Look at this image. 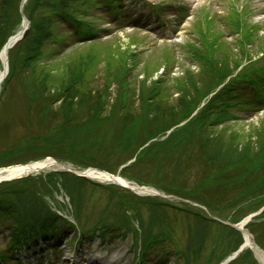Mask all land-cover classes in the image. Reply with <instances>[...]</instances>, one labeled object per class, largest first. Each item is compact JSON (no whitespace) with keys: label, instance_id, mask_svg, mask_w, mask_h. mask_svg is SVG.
<instances>
[{"label":"rangeland","instance_id":"rangeland-1","mask_svg":"<svg viewBox=\"0 0 264 264\" xmlns=\"http://www.w3.org/2000/svg\"><path fill=\"white\" fill-rule=\"evenodd\" d=\"M40 1L44 7L35 5L31 12L35 25L34 29L43 27V32L34 30L30 37L34 39V42L29 44L27 50L23 49L25 44L20 46L24 62L21 63L19 69V79H29L32 85L23 84L21 87L18 82L14 83L12 87L6 90L5 104L0 110L1 122H8V133L11 138L12 136H21V133L24 134L31 124H43L41 117L44 116V112L40 114L39 104L29 114L31 119L29 123H26L27 108L24 109L23 107L26 105L27 97L22 90L28 91L36 83L37 92L35 96L44 93L51 99L56 98L60 94L58 90L56 91L58 88L55 86L62 80L66 82L71 79L70 61L79 53L92 57L87 60L92 65L90 76L92 85L87 88L86 84H82L78 89L87 90L89 96L80 98L82 102L80 107L75 105L87 119H95V111L99 106L104 111L101 115L113 109L110 102L118 91L122 90L124 93H128L129 90H132L134 92L121 100V105L125 104V110L130 112L126 129L122 128L125 121L117 113H113L111 115L112 121L103 126L106 127L108 140L112 142L120 140L133 142V139L141 134L153 136L154 134L150 131L155 126L150 123V120H147L155 117L164 118L166 115L173 116L172 127L174 132L183 133L187 124L186 121L192 116L193 109L202 103L205 104L204 108L199 115L195 116L200 120L206 119L207 114L212 112L211 109L221 101V96L215 95L208 101L205 95L207 92L205 85L197 84L196 81L200 82L203 79L200 74L203 72L200 71L203 65L201 62H209L215 68L214 71L204 70L206 75L217 72L226 78L231 75V77L237 78L235 79L236 83L243 88L250 84V78L257 76L256 73H259L260 67L264 68V0H123L125 2L123 5L128 14L134 15V19L131 21L125 19L124 22L117 24L112 22V18L108 15L102 16L98 24L108 29L104 32L108 35L89 45H85L87 43L73 44L71 47V41L65 37L68 34L67 28L60 21L56 23L55 14L47 11L52 5L56 6L60 0ZM156 3H161L160 9L163 10H156L155 5H153ZM25 12L28 14L27 10ZM1 14L3 13L0 12V18H2ZM157 20H159L158 23H156ZM0 23L2 24L1 20ZM5 23L3 30L6 33L10 28H6ZM251 24L256 25L252 31L249 29ZM162 27L164 28L162 29ZM6 35H2V39ZM37 40L39 41L38 45ZM218 46H223L225 52L217 51ZM260 52L262 55L256 62L252 60L249 63L245 59V57L250 58ZM236 63L239 65H235ZM246 71L249 72L246 73ZM44 72L49 73V79L41 84ZM140 83L141 85L144 84L142 86V90L146 91L144 96L149 95L151 85H155L154 87L159 85L157 94H162L163 106L159 105L160 103L153 96L142 97L138 87ZM243 93L252 95L250 88L243 90ZM78 96L80 97V94ZM149 100H153V102ZM62 101L59 100L55 107L62 104ZM250 102L247 101V109L237 112L239 118H232L230 122L226 120L223 125L217 124L213 129L215 133L224 138L222 141L224 145L228 146L227 148L234 143L245 144L244 141H247L250 136V148H254L256 152L264 149V104L254 108ZM188 105H190L189 111H187ZM65 106L66 104H62L61 108L52 109L49 112L48 117L52 118L54 126H61V123L65 122L61 115L56 116V113L61 114L63 112ZM117 110H121V108ZM45 112L48 113L46 110ZM38 116H40V120H37ZM78 123L80 124L79 127L72 128L75 125L72 124L68 130L52 133V137L54 139L60 138L64 133H68L76 139H87L81 136L90 137L88 134H95V129L99 128L97 124L91 122L84 121L81 124L79 121ZM256 129V133L251 134ZM84 130H87V133H82ZM175 138L179 139L177 134ZM172 139L168 143L172 144ZM0 140H2V136H0ZM59 140H63L62 137ZM165 147L167 148L168 145ZM132 161L133 159H130L124 164H119L112 173L119 175L120 170L126 171V166ZM116 162L117 160L113 158V163ZM157 166L163 168L165 164L160 165L159 162H156L154 167L153 165L147 166L145 176L152 178ZM65 167L69 168L67 165ZM77 167L74 166V168ZM55 168L57 167L50 166L47 169L53 170ZM159 171L155 172L156 177ZM121 175L124 177V174L121 173ZM160 176H162L161 180L165 184L174 181V176L166 171ZM258 181V190L263 195L261 197L260 195L253 196V199L256 198L255 202L259 205L264 203V177ZM137 183L151 187L158 194L135 195L134 192L129 191L138 199L134 197L135 202L129 204L130 207L127 204L123 205L120 217H128L130 220L128 227H121L118 232L112 233L114 235L107 232L109 234L104 236L101 234L102 232H97L91 237H81L79 242L76 239L75 243L72 244H67V240L65 242V233L63 237L60 236L62 239L60 251L55 253V256L58 257L52 264H67L70 259H73L75 264H90L92 260H98L101 264H134L135 262V264H187V261L192 258L177 255L175 252L177 248L185 249L184 251L189 252L191 256L194 255L192 257L203 258L216 251L214 258H218V261L213 262V258L211 264H229L231 259L237 258L239 255L242 256L239 262L243 264H248V258L255 259L249 249H240L243 234L233 227L239 233L238 235H234L233 231L232 233H225V230L222 232L219 224H226L214 219V216L211 215L216 213L227 218V208L222 211L214 209L213 206L205 208L192 201L184 202L180 197L166 193L151 184ZM186 186L189 184L187 183ZM110 190L112 189L110 188ZM46 192L50 197L45 196L43 192L40 193L50 210L60 209V205L63 203H65L63 206L69 209L68 200L63 190V193L58 189L52 194L47 189ZM108 193H110L109 190L104 192L103 189H98L93 196L86 195L83 198L85 202L82 200L81 214L84 213L89 218H94L95 215H99L98 213L106 212L108 216H112V212L109 211L111 204L108 203ZM123 193H121L122 196L130 197ZM157 200L166 201L168 204L193 206L205 212L204 216L213 221H211L212 223L208 222L210 224L207 225L201 220L206 218L199 215L190 214V217L186 218L180 212L175 211L172 206L162 208L160 212L165 213V218L168 219L170 227L174 230L173 232L170 230V239L162 236L160 238L162 243L156 245L158 247L153 246L154 248L150 249L148 254H144L143 263L138 262V256L143 255L140 250L146 247H144L141 235L148 231L161 234L156 229V223L159 219ZM104 202H107L109 206L107 207ZM106 207L107 210L104 212ZM250 208L245 207L243 210L245 212ZM25 213L26 210L21 207L17 215L22 218L21 215L26 216ZM59 215L66 217L62 212H59ZM68 216L69 219L74 220L71 214ZM72 231L68 230V232ZM97 234L100 236H96ZM202 238L203 246L200 250L197 244ZM217 239L220 242L221 250L217 246ZM2 244L3 241L0 237V246ZM226 248L228 251L225 250ZM197 249L200 251V255L197 254ZM164 251H167L166 258L158 261ZM51 255L52 253L49 252L48 258ZM91 255L95 256L91 257ZM31 256L32 253L29 254L28 259L24 258L23 262L29 264L32 260L37 259ZM88 256H90L89 261L86 260ZM44 258H47V255L41 256V260Z\"/></svg>","mask_w":264,"mask_h":264},{"label":"trees","instance_id":"trees-1","mask_svg":"<svg viewBox=\"0 0 264 264\" xmlns=\"http://www.w3.org/2000/svg\"><path fill=\"white\" fill-rule=\"evenodd\" d=\"M1 1L2 0H0V2ZM14 2H16V0H14ZM12 5H14L13 1ZM1 8L4 14H1L2 18H0L2 21V24L0 23V45L3 40L2 35L10 32L19 21L17 9L10 12L12 7L9 8L6 5H1ZM30 9L31 8H27L28 17L31 20L30 28L26 32L25 37L9 51L11 75L10 79L6 81V88L12 87L16 82L21 84V87L23 84L32 85L29 79H19L20 75L18 73L21 63L24 62L21 56L23 52H21L20 46L25 44L23 49L27 50L29 44L34 42V39L30 37L34 30L37 29H34L35 25ZM4 23L6 28H10L6 33L3 30ZM37 30L42 33L43 27ZM38 44L39 41L37 40V45ZM73 62L75 63V61ZM74 63L72 64L71 79L66 82L62 80V82L55 86L58 88L56 91L58 90L60 94L56 98L51 99L50 96L44 93L40 96H35L37 92L35 88L37 86L36 83L33 87L31 86L28 91H25L30 95V98L26 99V101H28L27 106L31 108L39 104L40 114L44 112V116L41 117V120H43L42 125H38L37 123L31 124L30 128L26 130L24 134L21 133V136H12L11 138L8 133V122H1L2 119L0 118V136H2V140H0L2 141L0 143V167L38 160L50 155L59 160H67L80 166H94L113 172L119 164H124V162L135 158L126 166V171L124 169L121 170L124 176L130 177L141 184H151L160 190H164L166 193L174 194L182 199L195 202L205 208L213 206L214 209H219L221 211L227 208V218L220 214H211L218 219H228L231 222H237L244 215L264 205V203L258 205V203L255 202L257 199H253V196L260 195L261 197L263 195V193L258 190V180L264 177V149L256 152L254 148H250V136L247 141H244L245 144L241 145L239 143H234L227 148L228 146L224 145L222 141L224 138L221 137V135L207 128L205 129L204 125H202V120L194 117L186 124L183 133L177 131L175 134L171 135L168 140H156L142 149L140 147L150 138L149 135H137L138 138L136 136L133 142H123L121 140L112 142L108 140L106 127L103 126L108 125V123L112 121L111 115L113 113L119 114L120 111L110 109L106 114L101 115L102 110L99 106L95 111V119H87L86 116L75 107V105L80 107L79 105L82 103L80 98L88 97L89 94L87 90H78L79 85L72 83L73 75H80L79 70L82 68L80 64ZM246 73L248 72L246 71ZM42 76L43 79L41 84L44 81L47 82L49 73L44 72ZM231 86L226 88L225 93L231 91ZM46 94L48 93L46 92ZM79 94L80 97L78 96ZM233 95H236L235 92ZM59 100H63L62 104H66L67 106L68 103L71 106L68 110L67 117L70 121L64 125L65 130L70 129L72 124H75L72 128L79 127V121L81 124L86 121L95 123L99 126V128L95 129V134H88L90 137L81 136L82 138H87V141L69 145L67 142L74 137L68 133H64L61 136L63 140H59L61 137L55 139L52 137V133L62 130L54 126L51 120L52 118L48 117L52 109L55 110L56 108L62 107V104L55 107V104ZM66 106L63 112L61 114L56 113V116H62L66 110ZM45 110L48 113H46ZM219 118L220 113L218 111H213L209 116L210 121H216ZM30 119L31 116L27 115L26 123H29ZM37 120H40V116H38ZM35 128L37 129L34 132ZM256 131L257 129L253 130L251 134H255ZM82 133H87V130L82 131ZM176 134L179 139L175 138ZM197 135L198 137L202 136L201 139L203 142L201 146L196 145L191 147L188 144L184 145V142L188 140V138L191 137L190 139H192L197 137ZM203 135L209 138L207 139V137ZM210 136L213 138H210ZM171 138H173L172 144L168 143L171 141ZM166 145H168L167 148L165 147ZM58 147L59 150L57 149ZM113 158L117 160L116 163H113ZM156 162H159L160 165L165 164V166L163 168L157 166L153 172L152 178L146 177L145 168L150 165L154 167ZM157 170L160 171L157 173L156 177L155 172ZM165 171L174 176L173 182L171 181L169 184H165V182L161 180L162 176H160V174H165ZM254 174H256V177H254ZM58 176L62 177L63 183H66L70 180L69 177H71V174L65 172L61 174L50 173L48 177L41 176L38 178L28 176L0 184V228L11 234V239L14 244L20 242L29 244V240H33L35 237H45L48 233L61 235L68 233V230H73L76 236L77 233L79 236H92L97 232H102L101 234L106 236L109 233L118 232V229L121 227L129 226L130 220L128 217H120L121 211L123 205L127 204V206L130 207L129 204L135 202L133 198L137 197L118 187L103 185L85 178H76L74 181L71 180L72 182L70 183V187L73 189L70 191V194L76 224L63 219L55 211L50 210L46 200L40 192L48 195L46 189L49 190L51 194L56 191L58 187L56 183ZM187 183L189 186H186ZM110 188L112 190H110ZM98 189H103L104 192H106V190L110 191V193H108V203L111 204L112 209L110 208L109 211L112 212V216H108V213L106 214L105 212L109 206L107 202H104L107 206L104 209L105 213H98L99 215H95L94 218H89L84 213L81 214L82 203L84 201L83 198L86 195L89 197L93 196ZM121 193L130 196L131 199L122 196ZM131 200L132 202L130 203ZM157 204L159 205V212L157 213L159 219L156 223V229L161 234L158 235L155 232L148 231L141 235V237H143L144 247L146 246L144 249L140 250L143 252V256L140 258L141 261H143L144 256L148 254L149 250L154 248L153 246L162 243L160 242L162 236H165L166 239H170V230H172V232L174 230V228L170 227L168 219L165 218V213L160 212L162 208L172 206L175 211L180 212L182 215L186 216V218L190 217V214L206 218V216H204L205 212L190 205L184 204V206H182L171 203L168 204L166 201L159 200H157ZM21 207L26 210V216L20 214L22 218L17 215ZM245 207L251 208L244 212L243 209ZM41 208H43L42 212ZM201 220L207 225L213 221L209 218ZM219 225H221L220 228L222 232L225 230V233H232L233 231L234 235L239 234L230 226ZM247 227L254 236L256 242L264 248V210L262 214L258 215L255 221L250 222ZM27 232L28 234L26 235L25 233ZM107 232L109 233L107 234ZM20 237L24 238L21 239ZM219 244L220 242L217 239V246L219 250H221V245ZM197 246L200 250L202 249L203 238L199 241ZM227 249L228 248L225 250L228 251ZM184 250L177 248L175 252L182 257L190 256L192 259H189L187 264H201L202 262V264H211L212 259L216 255V251H214L206 258L192 257L194 255L191 256L189 252ZM231 250L233 249L231 248ZM198 253L200 255V251L197 249V254ZM166 254L167 251L162 252L158 261H162L166 258ZM241 257L242 256L239 255L237 258L232 259L229 264H243L239 262ZM217 261L218 258L213 259V262ZM247 262L248 264H258L257 261L252 258H248Z\"/></svg>","mask_w":264,"mask_h":264},{"label":"bare ground","instance_id":"bare-ground-1","mask_svg":"<svg viewBox=\"0 0 264 264\" xmlns=\"http://www.w3.org/2000/svg\"><path fill=\"white\" fill-rule=\"evenodd\" d=\"M251 1V0H249ZM251 6V5H250ZM251 10V8H250ZM6 51L2 50L1 54H0V59H1V65H0V81L1 78L3 77L6 67L4 65V57H5ZM50 161V164L48 167L50 166H54V167H58L61 168V164L54 162L52 160H47V162ZM42 166H44V163H35V164H30V165H25V166H11L8 167L7 169L1 170L0 169V179H7V178H12L14 176H18V175H24L27 173H30V171L34 170V169H39ZM88 176H90L91 178H95L98 179L99 181L102 182H114V183H118V184H122V185H126L130 188H132L135 192L140 193V194H154V190L150 187H140L139 185H136L133 182H129L126 179L120 178L119 176H111L108 175L104 172H100V171H93V170H88L85 172ZM243 247L248 248L253 251V255L255 256V258L257 259V261L260 264H264V250H262L259 246H257L254 242L252 237L246 233V231H244L243 234ZM95 255H91V257H94ZM90 256H88L86 258V260L89 258ZM96 261V260H95ZM94 260L91 261V264L93 263H99L98 260L95 262ZM68 262L70 264H75L73 260H68Z\"/></svg>","mask_w":264,"mask_h":264},{"label":"water","instance_id":"water-1","mask_svg":"<svg viewBox=\"0 0 264 264\" xmlns=\"http://www.w3.org/2000/svg\"><path fill=\"white\" fill-rule=\"evenodd\" d=\"M12 40H13V38H11ZM9 41H11V40H9ZM8 43V42H7ZM78 174H83V173H78ZM14 178V177H13ZM121 186H123V185H121ZM125 187H127V186H125ZM131 189V188H130ZM241 230V229H240Z\"/></svg>","mask_w":264,"mask_h":264}]
</instances>
